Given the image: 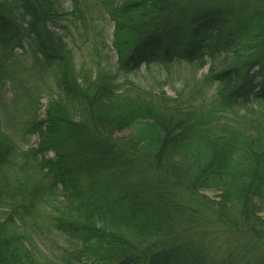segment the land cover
<instances>
[{
  "label": "trees",
  "instance_id": "trees-1",
  "mask_svg": "<svg viewBox=\"0 0 264 264\" xmlns=\"http://www.w3.org/2000/svg\"><path fill=\"white\" fill-rule=\"evenodd\" d=\"M59 1L0 0V85L38 136L21 150L0 118V264H41L26 242L48 214L74 242L55 264H264V0H100L116 61L80 66L49 28ZM25 38L55 91L42 120L49 86L13 62ZM207 61L186 100L134 80Z\"/></svg>",
  "mask_w": 264,
  "mask_h": 264
},
{
  "label": "rangeland",
  "instance_id": "rangeland-1",
  "mask_svg": "<svg viewBox=\"0 0 264 264\" xmlns=\"http://www.w3.org/2000/svg\"><path fill=\"white\" fill-rule=\"evenodd\" d=\"M100 0H84L87 8V21L84 26L75 30L71 22H67L70 18L68 13L72 11V6L69 0H60L56 6L59 13L63 14V18L55 23L49 25V28L62 37L63 42L72 51L76 64L80 66V62L87 64H95L102 56L108 54L112 63L116 61L115 53L111 50L113 23H111L103 14L101 6L98 5ZM24 26V25H23ZM54 26V27H53ZM23 49H15L13 62L15 68L19 69L22 74L29 73L31 77L37 79V83L43 87L48 85L49 88L45 89V92L34 93L33 100L38 103L37 117L44 119V110L46 107L47 96L54 95L55 91L53 86L49 84L45 78H40L34 72H31L30 66L33 59V47H31L30 41L24 39ZM106 45L107 49L105 48ZM209 62H206L204 68L197 70L196 68L189 67L186 71L174 68L172 71L166 72L164 70H152L148 71L141 66L139 75L134 79L135 81L142 82L146 87L151 89L155 93H164L166 96L182 97L185 99L186 92L182 88L191 84L190 81L201 80L209 70ZM18 87H12L10 82L5 86L0 85V118L2 124L7 130V134L11 135L17 142L21 150H27L34 148L38 144V136L36 133L24 135L22 129V120L26 115L17 107L20 97L16 98L15 89ZM186 100V99H185ZM15 102V103H14ZM53 152L47 155V158H52ZM205 196L213 198L216 193L207 191L204 192ZM58 200L62 201V197ZM58 201L50 202V206H56ZM52 209V208H51ZM50 211L44 210V215ZM48 216H51L48 214ZM48 216L37 217L36 229L31 231V243L26 242L27 245L33 247L32 253L36 257L35 260L41 264H55L58 263L60 257L65 254L66 251H70L73 248L74 242L67 239L65 236L59 234L49 225V221L44 218ZM226 242V241H225ZM224 243V242H222ZM220 244L218 249L226 251L223 244ZM227 243V242H226Z\"/></svg>",
  "mask_w": 264,
  "mask_h": 264
}]
</instances>
